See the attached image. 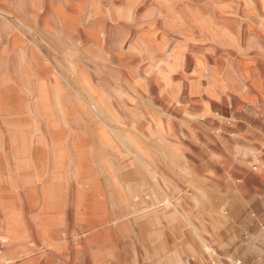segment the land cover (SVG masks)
<instances>
[{
	"label": "rangeland",
	"instance_id": "rangeland-1",
	"mask_svg": "<svg viewBox=\"0 0 264 264\" xmlns=\"http://www.w3.org/2000/svg\"><path fill=\"white\" fill-rule=\"evenodd\" d=\"M256 135L264 0H0V264H264Z\"/></svg>",
	"mask_w": 264,
	"mask_h": 264
},
{
	"label": "crops",
	"instance_id": "crops-1",
	"mask_svg": "<svg viewBox=\"0 0 264 264\" xmlns=\"http://www.w3.org/2000/svg\"><path fill=\"white\" fill-rule=\"evenodd\" d=\"M232 109L233 107L230 106ZM236 111L231 110L230 113L235 114ZM260 139L262 136L256 135L250 140L239 144V146H232L230 150H226L224 168L229 171L238 174H245L246 181L241 185L242 189L247 190L248 197L253 199V206L258 209L259 215L253 217L250 215L249 209L243 211L245 216L248 218L249 226L252 232L255 233L256 241L259 243V248L255 249L254 252H262L264 256V198L258 199L257 195H264V146L261 145ZM254 147H259L260 151L263 150L262 157L259 158L258 170L252 171L249 167L248 160L251 159L250 163L256 161V153ZM251 209V208H250Z\"/></svg>",
	"mask_w": 264,
	"mask_h": 264
},
{
	"label": "built area",
	"instance_id": "built-area-1",
	"mask_svg": "<svg viewBox=\"0 0 264 264\" xmlns=\"http://www.w3.org/2000/svg\"><path fill=\"white\" fill-rule=\"evenodd\" d=\"M232 121L230 120L229 121V123H231ZM262 157V154L261 153H256V161H255V163L253 162V163H251L252 164V168L254 169V170H258L259 169V158H261ZM256 162H258V163H256ZM253 214H255V212H252ZM238 261H240V260H238Z\"/></svg>",
	"mask_w": 264,
	"mask_h": 264
}]
</instances>
